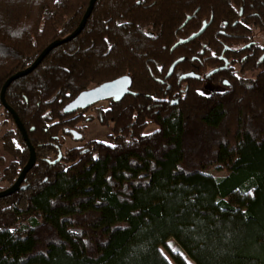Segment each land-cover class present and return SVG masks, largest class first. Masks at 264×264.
I'll return each mask as SVG.
<instances>
[{
  "label": "trees",
  "instance_id": "obj_1",
  "mask_svg": "<svg viewBox=\"0 0 264 264\" xmlns=\"http://www.w3.org/2000/svg\"><path fill=\"white\" fill-rule=\"evenodd\" d=\"M89 2L0 0V91L70 35ZM256 28L264 33V0H97L78 36L5 91L35 164L25 190L0 198V264H171L160 251L170 240L191 264H264ZM122 77L130 93L96 113L106 141L58 154L75 120L64 108ZM213 86L222 91L203 94ZM0 111L12 124L1 137L8 188L29 151L1 100Z\"/></svg>",
  "mask_w": 264,
  "mask_h": 264
},
{
  "label": "water",
  "instance_id": "obj_2",
  "mask_svg": "<svg viewBox=\"0 0 264 264\" xmlns=\"http://www.w3.org/2000/svg\"><path fill=\"white\" fill-rule=\"evenodd\" d=\"M96 1L97 0H90L88 8H87L79 26L70 36H68L67 38H65L63 40H59V41H55V42L51 43L41 53V55L37 58V60L28 69L21 71V72H18L15 75H13L12 77H10L9 79H7L1 88V91H0L1 104H2L3 108L11 115L17 130L19 131L25 145L28 148L29 157H28V161H27L26 165L21 170V172H20L19 176L17 177V179L15 180V182L10 187L6 188L5 190L0 191V198L11 196L12 194H14L17 191L25 190L26 187L22 185L23 181L25 179L26 174L31 170V168L35 164L34 149L32 148V146H31V144L27 138V134L25 132V129L23 128V125L21 124L17 115L6 104L5 98H4V93L13 81H15L18 78H21V77L27 75L28 73H30L50 51H52L57 46H60L61 44L68 42L69 40H71L75 36H77L81 32L83 27L85 26V23H86L87 19L89 18ZM204 28L205 27H203L199 32L191 35L188 39L182 41V43H186V42L193 40L194 38L198 37L204 31ZM188 77H195V76L189 75ZM129 88H130V82H129V79L127 77H122V78H119L113 82L102 84V85H100L94 89H91L89 91H85V92L81 93L72 103H70L69 105H67L64 108V113L74 112L82 106L87 108L96 102H100V101H104V100H108V99H113L114 101L120 100L125 95L130 93Z\"/></svg>",
  "mask_w": 264,
  "mask_h": 264
},
{
  "label": "rangeland",
  "instance_id": "obj_3",
  "mask_svg": "<svg viewBox=\"0 0 264 264\" xmlns=\"http://www.w3.org/2000/svg\"><path fill=\"white\" fill-rule=\"evenodd\" d=\"M84 16V15H83ZM83 18V17H82ZM82 20V19H81ZM81 22V21H80ZM87 22V21H86ZM80 24V23H79ZM79 24H78V26H79ZM85 25H86V23H85ZM77 26V27H78ZM77 27H76V29H77ZM85 27V26H84ZM84 27H83V29H84ZM75 29V30H76ZM82 29V30H83ZM74 30V31H75ZM81 30V31H82ZM73 31V32H74ZM72 32V33H73ZM71 33V34H72ZM81 33V32H80ZM70 34V35H71ZM70 35H68V36H70ZM79 35V34H78ZM77 35V36H78ZM67 36V37H68ZM67 37H65V38H67ZM76 37V36H75ZM74 37V38H75ZM64 38V39H65ZM74 38H72V39H74ZM258 37H256L255 35H254V40L255 41H259V42H261V39H262V37H259L258 39H257ZM71 39V40H72ZM61 40H63V39H61ZM71 40H69V41H71ZM59 41V40H58ZM68 41V42H69ZM64 44V43H63ZM62 45V44H61ZM51 52V51H50ZM49 52V53H50ZM41 55V54H40ZM39 55V56H40ZM39 56H37V58L39 57ZM37 58L35 59V61L37 60ZM44 59V58H43ZM42 59V60H43ZM41 60V61H42ZM34 61V62H35ZM41 61H40V63H41ZM33 62V63H34ZM32 63V64H33ZM39 63V64H40ZM31 64V65H32ZM38 64V65H39ZM30 65V66H31ZM37 65V66H38ZM29 66V67H30ZM36 66V67H37ZM28 67V68H29ZM35 67V68H36ZM27 68V69H28ZM34 68V69H35ZM33 69V70H34ZM26 70V69H25ZM32 70V71H33ZM24 71V70H23ZM31 71V72H32ZM30 72V73H31ZM29 74V73H28ZM27 74V75H28ZM15 75V74H14ZM26 76V75H25ZM12 77V76H11ZM24 77V76H23ZM10 86V85H9ZM7 90V89H6ZM222 91V88L221 87H215V86H213V87H211V88H208V90H205V91H203V94H206V95H208V94H211V93H215V92H221ZM4 96H5V93H4ZM99 108V107H98ZM15 113V112H14ZM16 114V113H15ZM87 116H91V117H93L94 118V120L92 121V122H89V123H87L86 124V129H85V132H84V141H81V142H75V141H73L72 139H70L68 136H63V137H61V139H59V142H60V145H61V149H60V151L61 152H63V150L62 149H70V147L71 146H82L83 145V143H88V142H90V141H99V142H105L106 141V135L109 133V130H110V127L109 128H107V127H104V126H101V125H99V122H98V119H97V117H96V112H94V111H89L88 113H87ZM19 119V118H18ZM5 121V119H4V115H3V112L2 111H0V124H1V126H0V175H1V172H2V170H3V168L7 165V163H8V161H10V157L3 151V148H2V145H1V137L3 136V134H4V132H5V130L7 129V128H12V124H10V123H6L5 125H3V122ZM22 124V123H21ZM24 128V127H23ZM25 129V128H24ZM156 129H157V127L154 125V124H150V125H148L147 127H146V129L143 131V135H149V134H151V133H153L154 131H156ZM25 132H26V130H25ZM26 134H27V132H26ZM27 138H28V135H27ZM29 140V139H28ZM82 144V145H81ZM32 146V145H31ZM32 148H33V146H32ZM34 149V148H33ZM34 152H35V150H34ZM209 174H211V175H213V176H215V177H217V178H220V177H223V176H225L226 175V173L225 172H216V171H214V170H211V171H209ZM0 188H6V185L4 184V183H0ZM160 251H161V254L171 263V264H174L173 263V261H172V259H171V257H170V253H176V254H178L179 256H181L188 264H191V262H190V260L184 255V253L181 251V249L178 247V245L173 241V240H170V241H168L167 242V244H166V248H161L160 249Z\"/></svg>",
  "mask_w": 264,
  "mask_h": 264
},
{
  "label": "flooded vegetation",
  "instance_id": "obj_4",
  "mask_svg": "<svg viewBox=\"0 0 264 264\" xmlns=\"http://www.w3.org/2000/svg\"><path fill=\"white\" fill-rule=\"evenodd\" d=\"M230 1L232 2L233 0H230ZM242 15H243V9L241 8L238 11V16L239 17H242ZM253 15L256 16L257 14L254 13ZM245 19H246V17H245ZM254 32H257L259 35H262V41H261L262 43H260L261 44L260 46L262 47L263 42H264V33H262L261 30L258 29V28H256ZM251 45H254V42H252V43H250L248 45H245L244 48H250ZM223 84L224 85H227L226 82H223ZM112 100L113 99H108V100L96 102V103L92 104L91 106H89L87 108H85V107L82 106L78 110H76L74 113H72L73 115H75L74 116V119L75 120H73V122H72L73 125L70 127V129H67L65 131L66 136H68L70 139H72L75 142L84 141V132H85V129H86V124L89 123V122H92L94 120L93 117L87 116V113L89 111H94V112L97 113L100 108L105 107L107 105V103H109V101H112ZM81 110H85V112L82 113ZM80 116L81 117L84 116V119L78 121V119H76V118H79ZM99 125H100V123H99ZM86 144L87 143H83V145L81 144L82 146H78V147L77 146H71L70 149H73V148H82V147H85ZM60 149H61V145H60ZM62 150L64 152L65 149H62ZM59 152L60 153H58V154H60V155L63 153L60 150H59ZM60 155H59V157H60Z\"/></svg>",
  "mask_w": 264,
  "mask_h": 264
},
{
  "label": "snow or ice",
  "instance_id": "obj_5",
  "mask_svg": "<svg viewBox=\"0 0 264 264\" xmlns=\"http://www.w3.org/2000/svg\"><path fill=\"white\" fill-rule=\"evenodd\" d=\"M126 82V81H125Z\"/></svg>",
  "mask_w": 264,
  "mask_h": 264
}]
</instances>
